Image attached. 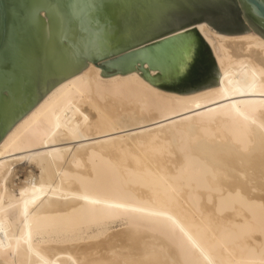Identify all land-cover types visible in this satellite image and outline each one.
<instances>
[{
    "label": "bare ground",
    "instance_id": "1",
    "mask_svg": "<svg viewBox=\"0 0 264 264\" xmlns=\"http://www.w3.org/2000/svg\"><path fill=\"white\" fill-rule=\"evenodd\" d=\"M197 28L221 82L183 96L86 61L8 131L0 264L201 258L169 216L215 264L264 261V35Z\"/></svg>",
    "mask_w": 264,
    "mask_h": 264
},
{
    "label": "water",
    "instance_id": "2",
    "mask_svg": "<svg viewBox=\"0 0 264 264\" xmlns=\"http://www.w3.org/2000/svg\"><path fill=\"white\" fill-rule=\"evenodd\" d=\"M16 3L0 0V142L50 91L87 68L86 61L102 67L104 77L136 70L185 96L221 82L198 24L212 19L218 33H264V0H96L93 31L73 56L57 30V8L66 0H56L48 12L38 9L49 0H19V14L10 15ZM54 64L62 70L50 71Z\"/></svg>",
    "mask_w": 264,
    "mask_h": 264
},
{
    "label": "snow or ice",
    "instance_id": "3",
    "mask_svg": "<svg viewBox=\"0 0 264 264\" xmlns=\"http://www.w3.org/2000/svg\"><path fill=\"white\" fill-rule=\"evenodd\" d=\"M56 0H49V7H45L39 10L48 12L51 10V5L55 4ZM19 0L14 4L13 8L10 10V15L17 16L18 13ZM100 5L96 3V0H83V6L81 5V0H66V4L63 8H57V30L59 35L60 43L66 45L67 50L75 56L77 50L80 49L81 44L86 40V34H90L93 31L92 27V17L91 13L93 9L99 10ZM80 13L79 17L77 13ZM25 15H28L27 10ZM75 31V35L73 34ZM50 71L62 70L59 64H54L50 67ZM86 198V197H85ZM119 207V205H116ZM160 213H153V215H159ZM171 221V226L173 231H178L181 236L187 241L191 246V249L195 253H199V257L196 258L193 255L185 260V264H215V261L209 259V255L206 254V250L203 245H198V241L195 236L198 234L192 233L191 226H181L176 220H172V217H168ZM264 264V261L261 262Z\"/></svg>",
    "mask_w": 264,
    "mask_h": 264
},
{
    "label": "rangeland",
    "instance_id": "4",
    "mask_svg": "<svg viewBox=\"0 0 264 264\" xmlns=\"http://www.w3.org/2000/svg\"><path fill=\"white\" fill-rule=\"evenodd\" d=\"M204 22L209 23L212 27H214L215 29H217L216 26L213 24L212 19L205 20ZM257 32H259V31H257ZM262 32H263V31L260 30L259 33H261V34L264 35V33H262ZM241 33H246V32H237V34H241ZM227 34L236 35V33H227ZM213 83H214V82H213ZM213 83H209V84L203 85L201 88H203V87H205V86H208V85H210V84H213ZM189 91H193V90H189ZM121 227H122V223H121V222H116V223L112 224V229H118V228H121Z\"/></svg>",
    "mask_w": 264,
    "mask_h": 264
}]
</instances>
